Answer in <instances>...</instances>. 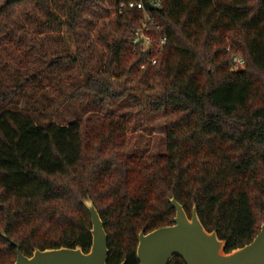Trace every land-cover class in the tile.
Listing matches in <instances>:
<instances>
[{
  "label": "trees",
  "instance_id": "trees-1",
  "mask_svg": "<svg viewBox=\"0 0 264 264\" xmlns=\"http://www.w3.org/2000/svg\"><path fill=\"white\" fill-rule=\"evenodd\" d=\"M122 1L56 0L50 8L45 0H0L7 74L0 70V233L25 257L60 248L87 253L89 199L108 238L107 264H139V233L170 226L173 199L188 217L196 209L225 253L242 248L264 223V0L146 7L159 27L153 34L166 38L153 65L129 43L142 13L119 15ZM23 4L34 10L25 17L38 34L65 32L62 52L48 53L25 26L4 23ZM91 40L105 52L101 69L89 66ZM234 56L243 60L240 71L231 69ZM62 69L70 71L65 78L56 74ZM84 96L102 114L46 123ZM120 99L140 122L147 108L161 112L162 152L136 153L126 117L109 110ZM15 259L0 236V264Z\"/></svg>",
  "mask_w": 264,
  "mask_h": 264
},
{
  "label": "water",
  "instance_id": "water-1",
  "mask_svg": "<svg viewBox=\"0 0 264 264\" xmlns=\"http://www.w3.org/2000/svg\"><path fill=\"white\" fill-rule=\"evenodd\" d=\"M172 224L148 234L140 232L136 248L139 264H169L180 258L184 264H264V223L251 243L225 253V242L218 239L215 231L207 232L200 223L193 207L190 217L173 199ZM91 223V246L87 253L82 249L34 250L30 257L21 254L19 246L0 233L10 246L16 249L14 264H107V235L103 223L92 202H83ZM121 264H125L123 261Z\"/></svg>",
  "mask_w": 264,
  "mask_h": 264
},
{
  "label": "rangeland",
  "instance_id": "rangeland-1",
  "mask_svg": "<svg viewBox=\"0 0 264 264\" xmlns=\"http://www.w3.org/2000/svg\"><path fill=\"white\" fill-rule=\"evenodd\" d=\"M50 8L54 7L56 0H45ZM103 9H107L109 6L103 4ZM34 10L28 5L23 4L13 7L3 21L5 24L14 26L22 25L29 31L31 35L34 36L36 42L43 46V48L48 53L53 52H62L64 50V41L65 32L59 34H38L36 32L37 25L31 23L26 19L25 14H32ZM99 22L96 21L93 26H90V32L94 34ZM107 23V20H106ZM89 44V66L92 69H101L105 61V52L103 48L97 45L93 40L88 41ZM1 70V74L6 78L7 74ZM70 74V71H68ZM68 72L65 70H59L56 74L58 77L65 78L68 75ZM55 76L52 77V82H54ZM21 105L20 107H22ZM47 106V104H45ZM110 111L114 113L115 116L123 115L126 117L128 124V137L131 141V144L136 149L138 155H150L157 152H162L165 148V135L161 129L163 124V118L161 112L151 113L149 109L143 111L141 116V122L136 118L135 107L125 99H120L115 103ZM102 114L97 106L93 104V100L87 96H84L81 101L73 100L68 101L64 106L59 108L56 115L51 117V119L46 120V123H54L56 125H66L67 123L76 120L82 119L90 115H100Z\"/></svg>",
  "mask_w": 264,
  "mask_h": 264
},
{
  "label": "built area",
  "instance_id": "built-area-1",
  "mask_svg": "<svg viewBox=\"0 0 264 264\" xmlns=\"http://www.w3.org/2000/svg\"><path fill=\"white\" fill-rule=\"evenodd\" d=\"M164 0H124L117 5V13L121 15L124 11H139L142 19L138 23V28L132 32L129 43L145 55L147 64H155L156 57L161 53L166 43L165 37H156L152 31H159L152 15L146 10H161ZM244 67L241 56H234L231 60V69L240 71Z\"/></svg>",
  "mask_w": 264,
  "mask_h": 264
}]
</instances>
